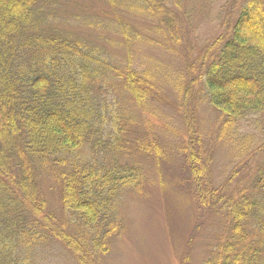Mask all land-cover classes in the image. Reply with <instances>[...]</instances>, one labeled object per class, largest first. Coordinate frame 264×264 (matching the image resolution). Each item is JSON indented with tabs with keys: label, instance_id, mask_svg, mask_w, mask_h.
<instances>
[{
	"label": "trees",
	"instance_id": "1",
	"mask_svg": "<svg viewBox=\"0 0 264 264\" xmlns=\"http://www.w3.org/2000/svg\"><path fill=\"white\" fill-rule=\"evenodd\" d=\"M104 1L124 17L88 20L92 0H0V264H38L46 241L61 243L79 264H97L121 232L124 196L145 184L144 167L127 158L132 144L170 164L176 152L205 215L218 203L227 211V241L206 264H264V163L250 193L221 204L189 140L169 157L134 128L143 124L136 109L151 110L157 97L155 76L134 68L128 51L144 38L126 16L146 18L178 42L180 16L168 3L181 0ZM77 6L66 16L98 36L64 24L63 9ZM230 27L199 55L189 79L222 119L220 137L241 142V123L264 114V0H246ZM171 85L181 97L185 84ZM44 179L56 186L61 212L49 208Z\"/></svg>",
	"mask_w": 264,
	"mask_h": 264
},
{
	"label": "rangeland",
	"instance_id": "2",
	"mask_svg": "<svg viewBox=\"0 0 264 264\" xmlns=\"http://www.w3.org/2000/svg\"><path fill=\"white\" fill-rule=\"evenodd\" d=\"M245 1L168 3L180 16L177 17L181 30L178 42L167 41L158 26L153 23L151 26L146 18H135L128 12L127 21L144 38L128 52L135 69L149 71L155 76V82L151 83L157 97L151 103V110L141 112L135 108L143 124L139 128V124H134V128L148 140L157 139L166 155L173 154L174 159L170 164L145 158L136 151V144L131 145L127 158L144 167L145 184L140 190H131L124 196L120 206L121 232L110 243L109 251L99 256L97 264H206L227 241L231 228L227 211L220 209L218 203L217 211L205 215L188 170L182 166V158L176 152L170 154L169 150H180L189 140L202 155L205 164H197V169L204 172L205 167V182L222 192L221 204L232 195L241 194L242 190L245 194L251 192L255 171L264 163V151H260L264 146V114L241 123V142L222 139L219 135L222 119L217 110L204 101L200 86L192 85L189 79L200 68L202 58L199 55L219 36L230 31ZM92 2L88 20L109 24L117 21L121 14L124 17V11L119 14L118 8L108 6L104 0ZM80 8H64L62 16L67 18L64 24L86 33L95 31L98 36L99 30L86 25L85 20L69 19L72 9ZM67 13L71 15L67 17ZM86 26L89 29H85ZM172 80L185 84L181 97L171 85ZM131 101L127 100V107ZM40 186L49 208L61 212L56 186L46 179ZM43 244L35 255L38 264H79L61 243L46 241Z\"/></svg>",
	"mask_w": 264,
	"mask_h": 264
}]
</instances>
